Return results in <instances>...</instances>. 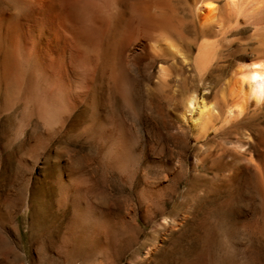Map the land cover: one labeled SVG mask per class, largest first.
Instances as JSON below:
<instances>
[{"label": "rangeland", "instance_id": "rangeland-1", "mask_svg": "<svg viewBox=\"0 0 264 264\" xmlns=\"http://www.w3.org/2000/svg\"><path fill=\"white\" fill-rule=\"evenodd\" d=\"M253 28H222L218 76L198 81L202 94L257 60ZM0 71V264H264L262 105L244 101L223 124L217 100L214 129L197 136L134 70L131 92L60 130L8 114L17 92Z\"/></svg>", "mask_w": 264, "mask_h": 264}, {"label": "bare ground", "instance_id": "bare-ground-1", "mask_svg": "<svg viewBox=\"0 0 264 264\" xmlns=\"http://www.w3.org/2000/svg\"><path fill=\"white\" fill-rule=\"evenodd\" d=\"M240 20L255 28L257 60L217 95L212 88L202 94L198 81L218 76L211 68L223 54L222 28ZM0 64L5 91L17 92L6 112L22 113L21 121L67 127L85 106L105 109L131 92L137 70L173 104L175 123H189L203 137L220 116L217 104L223 124L244 113V101L264 107V0H0Z\"/></svg>", "mask_w": 264, "mask_h": 264}]
</instances>
